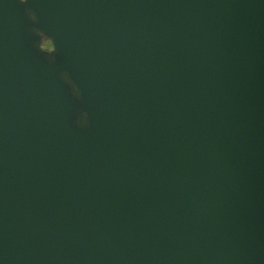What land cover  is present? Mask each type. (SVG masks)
I'll use <instances>...</instances> for the list:
<instances>
[{
  "label": "water",
  "instance_id": "obj_1",
  "mask_svg": "<svg viewBox=\"0 0 264 264\" xmlns=\"http://www.w3.org/2000/svg\"><path fill=\"white\" fill-rule=\"evenodd\" d=\"M0 264H264V0H0Z\"/></svg>",
  "mask_w": 264,
  "mask_h": 264
},
{
  "label": "clouds",
  "instance_id": "obj_2",
  "mask_svg": "<svg viewBox=\"0 0 264 264\" xmlns=\"http://www.w3.org/2000/svg\"><path fill=\"white\" fill-rule=\"evenodd\" d=\"M20 3H21V4H26V3H27V0H20ZM26 11L28 12V15H29L30 20H31L33 23H36V22H37V17H36V15H35V13H33L30 9H26ZM34 31L36 32V34H37L38 36L43 35L46 39H50V38L47 37L44 33L39 32V31H37V30H34ZM50 40H52V39H50ZM52 41H53V40H52ZM53 43H54V42H53ZM45 47H49V46H48V45H45V43H44V49H45ZM39 50H40L41 53H43V54H45L47 57L51 58V59H50V63H55V59H54V57H55V52H56V50H55V51H41L40 47H39ZM82 117H86V118H87V113H81V114L77 117V122H79V120H80Z\"/></svg>",
  "mask_w": 264,
  "mask_h": 264
}]
</instances>
